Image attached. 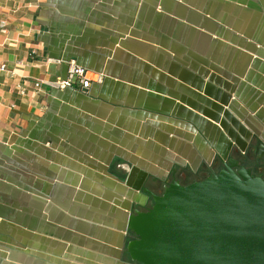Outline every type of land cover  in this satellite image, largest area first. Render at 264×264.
<instances>
[{
  "label": "crops",
  "instance_id": "crops-1",
  "mask_svg": "<svg viewBox=\"0 0 264 264\" xmlns=\"http://www.w3.org/2000/svg\"><path fill=\"white\" fill-rule=\"evenodd\" d=\"M2 64L0 264H135L148 178L264 145V0H0Z\"/></svg>",
  "mask_w": 264,
  "mask_h": 264
},
{
  "label": "water",
  "instance_id": "water-1",
  "mask_svg": "<svg viewBox=\"0 0 264 264\" xmlns=\"http://www.w3.org/2000/svg\"><path fill=\"white\" fill-rule=\"evenodd\" d=\"M233 166L189 185L172 183L153 195L149 210L129 214L126 230L134 238L125 248L131 260L264 264V180Z\"/></svg>",
  "mask_w": 264,
  "mask_h": 264
},
{
  "label": "flooded vegetation",
  "instance_id": "flooded-vegetation-1",
  "mask_svg": "<svg viewBox=\"0 0 264 264\" xmlns=\"http://www.w3.org/2000/svg\"><path fill=\"white\" fill-rule=\"evenodd\" d=\"M212 161L209 164H203L195 171H191L187 167L172 169L165 179L148 178L139 190L141 196L135 202L136 204L131 209L130 214L136 211L145 212L149 210L152 206L151 204H153V195H162L165 188L170 184L177 182L181 186H185L208 177H213L219 171L225 169L226 165L230 166L233 164L234 171L245 169L250 171L253 176L260 177L264 180V145L257 142L254 138L249 141L246 149L240 151L237 147L233 146L226 159L216 155ZM114 167L119 171L122 170L118 162L115 163ZM127 233L129 240L134 238L133 233L130 231ZM135 264L140 263L135 262Z\"/></svg>",
  "mask_w": 264,
  "mask_h": 264
},
{
  "label": "built area",
  "instance_id": "built-area-1",
  "mask_svg": "<svg viewBox=\"0 0 264 264\" xmlns=\"http://www.w3.org/2000/svg\"><path fill=\"white\" fill-rule=\"evenodd\" d=\"M1 71H5L4 64L0 66ZM101 82L102 75H94L87 71L81 65H78L74 61L68 62L67 75L63 79H56L54 81H42L34 80L30 85L28 83L16 84L15 89L20 96L24 97L28 94H37L42 91L43 85H47L54 89H65L76 85L79 89H87L92 82Z\"/></svg>",
  "mask_w": 264,
  "mask_h": 264
}]
</instances>
